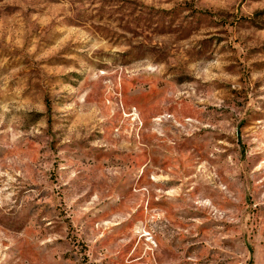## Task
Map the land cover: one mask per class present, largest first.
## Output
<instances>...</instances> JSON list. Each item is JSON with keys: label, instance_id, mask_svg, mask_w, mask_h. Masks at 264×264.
<instances>
[{"label": "rangeland", "instance_id": "rangeland-1", "mask_svg": "<svg viewBox=\"0 0 264 264\" xmlns=\"http://www.w3.org/2000/svg\"><path fill=\"white\" fill-rule=\"evenodd\" d=\"M0 264H264V0H0Z\"/></svg>", "mask_w": 264, "mask_h": 264}]
</instances>
